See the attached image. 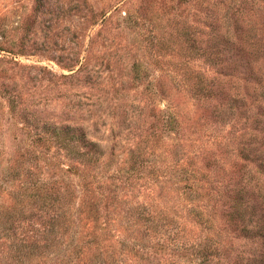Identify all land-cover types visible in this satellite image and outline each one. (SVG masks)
Wrapping results in <instances>:
<instances>
[{"label": "rangeland", "instance_id": "rangeland-1", "mask_svg": "<svg viewBox=\"0 0 264 264\" xmlns=\"http://www.w3.org/2000/svg\"><path fill=\"white\" fill-rule=\"evenodd\" d=\"M189 32L203 56L187 50ZM133 64L145 70L142 82ZM201 80L220 83L208 101L193 92ZM222 104L234 110L220 124L212 112ZM25 117L85 128L102 157L76 164L48 148L33 162L24 153L34 134L20 142ZM249 141L264 150V0H0L1 150L14 151L20 169L67 186L74 214L51 242L39 241L42 223L27 219L35 211L28 201L0 194L21 227L16 237L38 248L29 264H198L194 251L176 248L209 232L195 210L209 215V233L232 258L264 264V245L246 244L225 217V187L239 143ZM10 243L0 239V264L14 253Z\"/></svg>", "mask_w": 264, "mask_h": 264}, {"label": "trees", "instance_id": "trees-1", "mask_svg": "<svg viewBox=\"0 0 264 264\" xmlns=\"http://www.w3.org/2000/svg\"><path fill=\"white\" fill-rule=\"evenodd\" d=\"M185 36L188 41L187 50L192 55L203 56L205 53L202 48L198 46L197 41L193 39V34L189 32ZM226 44L230 46L228 42H226ZM211 54L212 53H208L210 57H206V60L209 62L212 61ZM132 71L136 81L142 82L145 80V70L140 64H133ZM205 84L207 83L201 80L199 84L195 86L193 92L197 99L200 98L208 101L214 95L213 91L215 85L218 84L219 86L220 83L210 81L208 83L209 87H206ZM146 85H151V83L146 82ZM224 92V89H222L217 92V95H223ZM166 110V112H163L168 115L166 123L170 128H173L177 125L174 117L175 113L169 108ZM231 110H234V107L230 106L227 109V107L224 108L222 104L215 107L212 114L217 118L218 123L221 124V122L225 121V116L228 117L232 115L233 111ZM28 129H31V131L29 132ZM19 131L21 136L20 142L22 143L23 136L29 137L30 133L34 134V139L32 137L30 138V145L33 147L31 148L32 150H29L31 153L26 152L24 154L30 155L31 160L35 163H38L41 158L38 157L42 154L41 149L44 152V149L46 151L48 148L64 151V157L76 164L96 161L103 155L100 143L88 137L85 128L79 126L56 125L45 122L39 123V121L31 119V117H25L24 127L19 128ZM1 144L2 143H0V194L6 193L11 195L12 191V200H17V205L19 206L27 200L30 208L35 210H27V219L33 220L35 217L38 222L42 223V239H39V241L44 240V242H51L52 238H55L54 235L58 228H64V226L70 225L66 221L67 218L72 221L74 217L70 202L67 200L66 191L68 187H60V184L57 183V179L52 183L49 182L47 177L40 178L41 174L34 175L30 169L25 170L23 167L20 169L18 165L16 166L13 164L11 154L14 151L1 150V147H3ZM239 145V152L237 154L239 163L236 164L230 176L231 183H227L225 187V196L228 200L227 211L225 213L226 222L233 231L238 233L239 237L246 240V244L254 243L256 245H264V150L262 151L260 148L258 150V146L255 145L254 141H249L247 143L240 142ZM28 147H26V149H28ZM15 148L17 150V144ZM44 153L42 156H44ZM24 154H21V156H24ZM50 158L54 159L53 157ZM44 160L46 162V159ZM3 161H5L4 165ZM46 166L49 167V164L47 163ZM69 166L76 168L77 165ZM135 171L138 172V170ZM75 172L76 171H72L71 168L65 170V173L75 174ZM22 173H25L26 179L22 181L20 185H17L16 182L21 180ZM185 180L188 181L190 192L196 195L198 191L195 186L197 184L194 181V177L185 178ZM254 204L259 205V212L256 211ZM38 212L39 214L36 215ZM24 213L25 211L21 210L19 216H23ZM14 214L15 212L12 207L0 208V239H10V249L14 252L4 260L3 264H29V260L35 255V250L38 248L34 246L26 247L23 236L16 237V232L21 229V227L20 225H13L14 219L16 218ZM194 217H196L198 223L207 226L204 227L205 230L208 228L209 232H213L209 230L212 228V219H210L207 213L206 217H203L202 210H195ZM63 220L64 222H62ZM149 220L155 224L153 217L149 218ZM209 232L201 242L197 241L192 243L190 247L176 248L185 251H194L200 260L198 264H205L208 259L220 260V258L228 260V264H243L246 259L243 255L237 253L234 255V258H232V253L225 248V245H221L222 242L215 241V239H218V235H215V231L214 233ZM37 236L36 234L34 238ZM177 239L178 238H176V240ZM43 249H45V245ZM160 249L161 248H159V250ZM261 256L264 258V253H262Z\"/></svg>", "mask_w": 264, "mask_h": 264}]
</instances>
